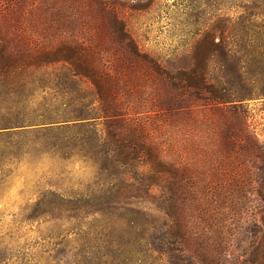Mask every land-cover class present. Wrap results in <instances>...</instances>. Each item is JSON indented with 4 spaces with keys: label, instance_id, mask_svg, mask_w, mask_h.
Returning <instances> with one entry per match:
<instances>
[{
    "label": "trees",
    "instance_id": "1",
    "mask_svg": "<svg viewBox=\"0 0 264 264\" xmlns=\"http://www.w3.org/2000/svg\"><path fill=\"white\" fill-rule=\"evenodd\" d=\"M15 7L13 0H0V128L58 124L77 132L83 157L101 171L99 190L62 197L63 210L71 213L67 221L76 220L77 230L74 239L64 234L54 243L52 261L264 264V143L249 129L248 114L239 106L254 90L222 85L264 77V0H244L234 21L205 25L196 33L190 66L177 76L140 51L117 12L106 22L126 55L167 77L179 95L208 101L204 104L226 118L222 127L208 119L200 122L206 132L195 135L202 145H195L198 154L189 162L164 159L145 127L123 111L127 84H105L111 64L107 54L115 47L99 50L95 45L94 14L38 8L43 32L33 30L35 38L20 47L10 21ZM215 54L222 75L209 70ZM248 62L255 69H246ZM56 64L68 70L69 84L44 78ZM243 190L256 198L233 193ZM115 226L126 236L123 245L113 236ZM235 242L236 255L231 252Z\"/></svg>",
    "mask_w": 264,
    "mask_h": 264
},
{
    "label": "rangeland",
    "instance_id": "2",
    "mask_svg": "<svg viewBox=\"0 0 264 264\" xmlns=\"http://www.w3.org/2000/svg\"><path fill=\"white\" fill-rule=\"evenodd\" d=\"M13 1L16 7L10 21L16 26L14 37L20 47L35 38L33 30L39 27L40 34L43 32L44 19L38 16V8L55 6L66 12L69 7L70 10L78 9L85 17L86 14L96 16L93 20L95 45L99 50L115 47L112 55L111 52L107 54L111 64L110 78L105 84L118 88L127 84L129 92L121 96L123 111L145 127L164 159L181 158L189 162L198 154L194 147L202 144L195 135L206 132V127L200 126L201 121L208 119L224 126L226 118L220 110L204 104L208 101H196L197 97L194 100L190 94L179 95L167 77L149 70L143 62L126 55L124 49L120 50L105 27L108 18L117 12L140 51L166 66L169 75L177 76L178 70H186L192 62L196 33L223 18L234 21L241 14L240 5L244 0ZM102 3L108 10H102ZM22 31L24 38L19 35ZM221 66L215 54L209 65L212 75H222ZM245 66L248 70L255 69L252 62ZM47 71L49 78H44L49 79L50 84L55 80L69 84L68 70L61 64L52 65ZM255 78L258 80L222 85L253 88V95L239 106L248 114L249 129L264 143V77L256 75ZM75 81L78 83V78ZM194 104L197 105L189 109ZM61 127L24 123L0 128V254L5 258L0 264H56L52 261L56 254L52 250L54 243L64 234L74 239L77 230L76 220L67 221L65 215L71 213L63 210L62 197L75 199L82 193L101 188V171L83 157L79 134ZM126 170L127 166H123V177ZM233 193H247L251 200L256 198L246 190ZM93 202L100 204L102 200ZM113 236L123 245L126 236L122 227L115 226ZM236 246L235 242L231 251L235 255ZM129 253L134 252L126 249V254ZM141 261L123 264H157L153 260Z\"/></svg>",
    "mask_w": 264,
    "mask_h": 264
}]
</instances>
